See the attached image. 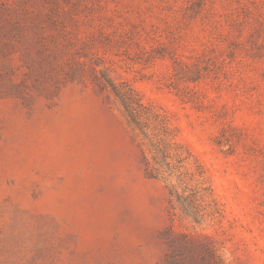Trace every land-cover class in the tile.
Listing matches in <instances>:
<instances>
[{
  "label": "rangeland",
  "instance_id": "obj_1",
  "mask_svg": "<svg viewBox=\"0 0 264 264\" xmlns=\"http://www.w3.org/2000/svg\"><path fill=\"white\" fill-rule=\"evenodd\" d=\"M0 264H264V0H0Z\"/></svg>",
  "mask_w": 264,
  "mask_h": 264
}]
</instances>
